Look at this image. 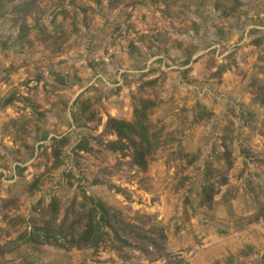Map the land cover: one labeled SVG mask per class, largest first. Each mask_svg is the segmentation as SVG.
<instances>
[{"label": "rangeland", "instance_id": "obj_1", "mask_svg": "<svg viewBox=\"0 0 264 264\" xmlns=\"http://www.w3.org/2000/svg\"><path fill=\"white\" fill-rule=\"evenodd\" d=\"M136 110L145 168L107 129ZM90 199L135 234L26 240ZM263 262L264 0H0V264Z\"/></svg>", "mask_w": 264, "mask_h": 264}, {"label": "trees", "instance_id": "obj_2", "mask_svg": "<svg viewBox=\"0 0 264 264\" xmlns=\"http://www.w3.org/2000/svg\"><path fill=\"white\" fill-rule=\"evenodd\" d=\"M107 129L117 137L121 144L126 141L131 144L133 150L132 159L136 166L145 168L147 166L148 148V124L147 116L144 112L135 111L134 120L131 123L109 119ZM145 147L143 148V145ZM124 146V144L122 145ZM207 201L211 200L209 195ZM90 208H88L79 219V224L74 225L69 230H56L55 216L57 215V206L53 202L50 210V221H47L41 227H34L33 231L27 234V241L38 245H57L63 248H92L103 243L104 236L112 234L117 242L135 234V228L129 224L123 223L119 219L116 210L107 207L98 200L90 199ZM78 225V226H77ZM78 228H77V227ZM165 240L163 235L159 236ZM158 238V239H159ZM134 240H141L149 245L156 246V241L152 237L142 236L139 231ZM264 264V262H263Z\"/></svg>", "mask_w": 264, "mask_h": 264}]
</instances>
